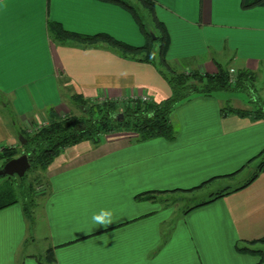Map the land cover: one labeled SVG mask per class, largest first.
<instances>
[{
    "label": "crops",
    "instance_id": "1",
    "mask_svg": "<svg viewBox=\"0 0 264 264\" xmlns=\"http://www.w3.org/2000/svg\"><path fill=\"white\" fill-rule=\"evenodd\" d=\"M150 1L166 32L165 59L172 67L201 74H215L219 65L245 70L253 81L259 78L262 90L252 85L240 95L222 89L193 94L170 114L176 130L171 140L139 141L121 130L98 144L85 140L63 147L42 169L45 191L34 201L31 218L19 201L0 210V264H44L40 260L48 251L54 264H264L263 242L250 244L257 253L239 252L234 245L264 237V172L192 210L182 212L172 203V195L189 192L184 189L231 180L264 151V118L223 112L229 106L253 110L259 101L264 106V2L245 7L243 0ZM0 5V146H22L20 132H28L27 121L38 112L72 113L75 95L89 101L136 96L159 101L171 93L147 60L123 57L106 41L64 43L52 33L59 24L141 48L146 35L119 2L0 0ZM235 186L221 182L202 201ZM149 190L167 192L156 199L137 197ZM102 208L116 211L107 228L91 223Z\"/></svg>",
    "mask_w": 264,
    "mask_h": 264
},
{
    "label": "trees",
    "instance_id": "2",
    "mask_svg": "<svg viewBox=\"0 0 264 264\" xmlns=\"http://www.w3.org/2000/svg\"><path fill=\"white\" fill-rule=\"evenodd\" d=\"M114 2H119L123 7L129 9L133 14L134 18L137 20L140 29L146 35V42L141 48L134 45H128L122 40L114 39L111 35L107 33H95L93 35H87L84 33H75V31H66L59 24L53 25L52 33L56 38L67 43L74 40L75 42L87 41V43H93V41H106L109 45H112L117 51H119L123 57H134L139 61L147 60L149 63L153 64L161 77L168 83L171 93L167 98L159 101H154L148 99H142L141 97L132 98H122L120 100H114L113 98H108L104 100L89 101L88 99H83L82 97L75 95L76 105L80 109V115L78 113L64 114L60 117L56 116L53 110H48L49 119L48 123L40 125L37 131L31 133L23 134L20 132L22 137L25 139V143L22 144V150L14 147H4L0 151V160H3L2 167L4 164L12 159L14 156L20 155L22 153H28L30 160V167L27 168L26 173L23 177L18 175L15 176H0L3 181L0 183V210L16 204L21 197L23 201L21 205L23 206V212L26 217L31 218L32 208L34 207V197L31 192L34 191L33 181L39 180L36 178L32 180L27 179L28 172L38 171L46 169L53 158L54 155L60 153L63 147L74 145L76 142H82L85 140H90L93 144H98L100 140V135L107 134L111 131L120 132L125 130L130 133L136 134V139L139 141H146V139L157 138L162 136L167 140H171L176 135V130L174 124L171 120V113L177 105L183 100H188L193 94L198 93L199 95H211L217 89H230L240 90V88L248 89L250 82L253 81V73H249L245 70H239L236 73L234 83L229 81V69L219 65L218 70L215 74H209L204 72L199 73L197 70H191V72L186 73L184 70L177 71L172 64L165 59V49L167 42V35L164 27L157 20L150 0H136L137 4L134 5L131 0H112ZM264 0H243V6L248 7L252 4H260ZM147 10L148 15L154 20L156 28L159 33H155L156 37L159 39L158 54L154 55L153 51V41L151 39L150 32H147V26L143 20V14L139 11L138 7ZM250 88V87H249ZM264 106L262 103L257 104V107L253 110H246L245 108H234L229 106L227 109H223V112H232L236 115H252L254 118H264ZM227 110V111H226ZM122 113L119 116V113ZM264 151L259 152L255 155L249 163L255 161L259 158L256 164L255 170L247 178L243 185L235 186L232 188L223 187L219 191L212 193L207 200L198 201L192 206H187L184 210H192L197 208V206H203L208 204L212 200H216L221 196H226L234 190H240L244 188L247 184L253 182L259 173L264 172ZM247 162V163H248ZM18 177L17 186L21 194H17V187L14 185L12 179ZM39 182V181H37ZM206 182L201 185H197L192 189H184L183 191L192 192L198 187H203ZM165 190L153 191L139 193L138 198L141 199H156L160 193ZM182 191V192H183ZM167 192V191H165ZM165 199V198H164ZM163 199V200H164ZM168 201L169 199H165ZM170 201V200H169ZM171 203V202H169ZM8 205V206H7ZM261 241L264 243V237L261 236L258 239L242 241L245 244H241L239 240L234 244L235 248L239 252L251 253L259 252L257 249L252 248V245ZM44 260H40L44 264H54L53 255L50 251L46 252Z\"/></svg>",
    "mask_w": 264,
    "mask_h": 264
},
{
    "label": "rangeland",
    "instance_id": "3",
    "mask_svg": "<svg viewBox=\"0 0 264 264\" xmlns=\"http://www.w3.org/2000/svg\"><path fill=\"white\" fill-rule=\"evenodd\" d=\"M140 8H141V6L140 7H138V9H139V11H140ZM142 13H143V20L145 21V23H146V26H147V29H149V31H150V33H151V39H152V41H153V51L156 53V54H158V52H157V48H158V46H159V43H160V41H159V39L156 37V35L154 34V32L155 33H159V31H158V29H156V27H155V25L154 24H152V21H151V17L147 14V16H146V14H144V12H143V10H142ZM176 69V68H175ZM177 70V69H176ZM178 71V70H177ZM182 71V70H181ZM250 85H251V87H252V85H254L255 86V88H257L259 91L260 90H262V89H260V88H263V86L261 85V82H260V80H259V78H256L255 79V81H251L250 82ZM246 88H240V90H234L233 88H230V89H225V90H223V92L224 93H231V92H234L235 94H238V95H240V94H243L244 92H246V91H248V89H246ZM245 94V93H244ZM247 100V98H246V96L244 97V99H242V100ZM97 100H101V99H97ZM102 101V100H101ZM253 103V102H252ZM252 103H249L250 104V107H252L254 104H252ZM258 103V102H257ZM74 107H76V108H74L73 110H72V113H78L79 115H80V111H79V109H78V107H77V105L76 106H74ZM255 107V106H254ZM121 113V112H120ZM119 113V114H120ZM48 119H49V112L46 114V113H44V114H42L41 112H38V113H36V115H35V117H33L32 118V120L31 121H27V123H26V128H27V131L28 132H26V133H33V132H35V131H37V129H39L40 128V125L42 124V125H44V124H47L48 123ZM25 132H24V134H25ZM112 132H114V131H111V132H109V133H112ZM121 132V131H120ZM109 133H107V134H104V135H100V140L99 141H101V140H103L104 139V137L106 136V135H109ZM24 139V138H23ZM25 140V139H24ZM98 141V142H99ZM4 147L6 148V147H14V148H19L20 150H22V146H19V145H13V146H8V145H2V146H0V151H2L3 149H4ZM22 154H24V153H22ZM21 155V154H20ZM259 159V158H258ZM258 159H255V161L254 162H251V163H247L245 166H243V168L242 169H240L239 171H241L240 173H238V174H236L231 180H220V181H218V182H216V183H214V184H210V185H208L207 187H205V188H198V189H196V191L195 192H192V193H189V192H184V193H176L175 195H172V196H175L174 198H175V200H174V202H172L175 206H176V208L178 209V210H180V211H182V212H184V210H185V208L187 207V206H192V205H194V204H196V202H198V201H201V200H204L205 198H207V196H208V193H209V189H215V188H220V183L221 182H225V183H227V182H229V184H232V185H241L247 178H250V176L252 175V173L254 172V170H255V167H256V164L258 163ZM2 164H3V160H0V169H2L3 167H2ZM41 174H42V170H38V171H32V170H30L29 172H28V175H27V179H29V180H32L33 181V179L34 178H36L37 177V175H38V177H37V179L39 178V176L41 177ZM18 177H15V179L13 178L12 179V181L11 182H13L14 183V185L17 187V189L16 190H18L19 188H18V186H17V180H19V179H17ZM219 180V179H218ZM3 181V179H2V177H0V183ZM37 181H39V182H37ZM37 181H33V184H34V191L33 192H31L32 193V195H33V197H34V200H37L42 194H43V191H45V188L43 187L45 184V182H44V180L42 179V177L41 178H39V180H37ZM231 182V183H230ZM17 194L19 195V194H21L20 193V191L18 190V192H17ZM172 196H169V197H172ZM177 198H179V200L177 199ZM23 201V199L20 197L19 198V202L21 203ZM170 201H172V200H170ZM171 203V204H172Z\"/></svg>",
    "mask_w": 264,
    "mask_h": 264
},
{
    "label": "water",
    "instance_id": "4",
    "mask_svg": "<svg viewBox=\"0 0 264 264\" xmlns=\"http://www.w3.org/2000/svg\"><path fill=\"white\" fill-rule=\"evenodd\" d=\"M122 113L119 114L121 116ZM28 153L14 156L8 160L2 169H0V176H15L18 175L23 177L26 173L27 168L30 167V160Z\"/></svg>",
    "mask_w": 264,
    "mask_h": 264
},
{
    "label": "clouds",
    "instance_id": "5",
    "mask_svg": "<svg viewBox=\"0 0 264 264\" xmlns=\"http://www.w3.org/2000/svg\"><path fill=\"white\" fill-rule=\"evenodd\" d=\"M116 220V211L114 209L102 208L98 212H94L91 215V223L94 226H102L107 228L113 224Z\"/></svg>",
    "mask_w": 264,
    "mask_h": 264
},
{
    "label": "built area",
    "instance_id": "6",
    "mask_svg": "<svg viewBox=\"0 0 264 264\" xmlns=\"http://www.w3.org/2000/svg\"><path fill=\"white\" fill-rule=\"evenodd\" d=\"M236 77V71L233 69V67L229 68V81L234 83ZM142 99H148L147 96L141 97Z\"/></svg>",
    "mask_w": 264,
    "mask_h": 264
},
{
    "label": "snow or ice",
    "instance_id": "7",
    "mask_svg": "<svg viewBox=\"0 0 264 264\" xmlns=\"http://www.w3.org/2000/svg\"><path fill=\"white\" fill-rule=\"evenodd\" d=\"M3 5H0V10H2ZM0 48H2V28H0Z\"/></svg>",
    "mask_w": 264,
    "mask_h": 264
}]
</instances>
